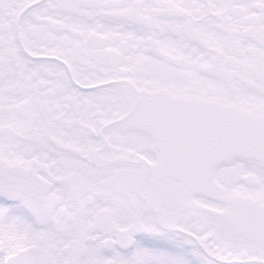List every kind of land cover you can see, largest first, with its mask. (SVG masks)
Instances as JSON below:
<instances>
[{"label": "snow or ice", "instance_id": "snow-or-ice-1", "mask_svg": "<svg viewBox=\"0 0 264 264\" xmlns=\"http://www.w3.org/2000/svg\"><path fill=\"white\" fill-rule=\"evenodd\" d=\"M0 264H264V0H0Z\"/></svg>", "mask_w": 264, "mask_h": 264}]
</instances>
